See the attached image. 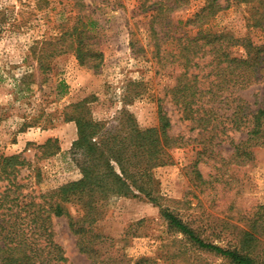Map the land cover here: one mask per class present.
Listing matches in <instances>:
<instances>
[{
	"label": "rangeland",
	"instance_id": "1",
	"mask_svg": "<svg viewBox=\"0 0 264 264\" xmlns=\"http://www.w3.org/2000/svg\"><path fill=\"white\" fill-rule=\"evenodd\" d=\"M263 1L218 0L223 9L202 26L248 36L260 44L264 41V23L258 28L252 25ZM205 3L189 0L185 8L173 14L174 20L195 34L199 25H185ZM151 13L142 12L138 0H0V155L20 154L30 163L22 171L24 184L29 187L25 192H46L82 177L71 154L78 138L77 126L66 120L71 106L81 101L87 102L98 121L110 124L122 111H128L142 128L158 125L161 106L173 124L170 134L189 140L172 150L173 163L153 172L154 194L160 205L143 197H121L94 227L106 237V248L111 246L113 255L133 262L141 257L162 262L166 256L162 246L171 241L161 208L194 221L211 242L227 245L239 234V228L248 225L256 207L264 205V147L254 149V166L224 167L237 176L230 186L222 182L227 175L223 177L221 161L199 157L201 149L194 142L197 134L181 119L167 92L179 71L171 66L159 73L153 59ZM79 19L95 23L90 32L95 49L102 53L101 66L93 69L81 65L74 51L66 50L45 61L49 69L44 73L34 54L41 48L38 42L48 40V52L55 46L63 47L60 36ZM133 41L137 51L143 46L144 52L135 53ZM69 42L71 39L66 44ZM241 96L252 106L264 108V84L252 86ZM241 138L235 135L236 140ZM49 139L58 140L60 151L45 157L41 146ZM217 151L221 158L229 159L233 148L228 142ZM196 171L210 184L201 183ZM68 209L73 218L79 217L77 206ZM53 231L68 259L65 264H91V259L80 252L69 217L55 218ZM191 256L199 257L201 264H230L205 252Z\"/></svg>",
	"mask_w": 264,
	"mask_h": 264
},
{
	"label": "trees",
	"instance_id": "2",
	"mask_svg": "<svg viewBox=\"0 0 264 264\" xmlns=\"http://www.w3.org/2000/svg\"><path fill=\"white\" fill-rule=\"evenodd\" d=\"M138 1L142 12H152L149 31L158 72L171 66L179 71L167 92L181 119L189 122L197 134L194 142L201 149L199 157L221 161L223 170L227 165L241 169L254 166V149L264 147V108L252 106L241 93L264 84V41L257 44L248 36L204 28L202 23L223 9L218 0H206L187 21L185 26H200L195 34L184 30L182 22L173 18L189 0ZM253 21L252 27H263L264 1L259 17ZM94 24L79 19L60 36L63 47L55 46L50 52L46 48L50 46L48 40L39 41L41 48H36L34 54L40 69L47 72L45 61L66 50L74 51L81 65L98 69L103 57L92 42L90 29ZM69 39L71 42L66 44ZM132 48L135 53L144 52L143 46L137 51L134 41ZM86 103L72 105L71 113L66 114V120L77 126L78 138L71 154L81 171L80 179L46 192H25L29 187L24 184L22 171L30 163L20 154L0 155V264L67 263L53 231L54 219L61 217H69L80 252L91 259V264H201L199 252L230 264H264V205L256 207L248 225L239 228V234L227 245L211 242L194 221L161 208L171 241L162 246L167 251L162 262L150 257L133 262L113 255L111 246L106 248V237L96 233L94 227L121 197H143L160 205L154 194L153 172L173 163L172 150L189 140L170 134L173 124L161 106L158 125L142 128L128 111H122L113 123L98 121ZM235 135L243 138L236 140ZM228 142L233 151L229 159H224L217 148ZM41 148L45 157L60 151L57 139H49ZM228 171L223 172V177L227 175L222 181L226 186L237 179ZM195 173L201 183L210 184ZM70 205L80 209L79 217L70 215Z\"/></svg>",
	"mask_w": 264,
	"mask_h": 264
}]
</instances>
